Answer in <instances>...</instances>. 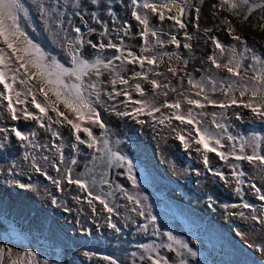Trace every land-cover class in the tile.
<instances>
[{"label": "snow or ice", "instance_id": "snow-or-ice-1", "mask_svg": "<svg viewBox=\"0 0 264 264\" xmlns=\"http://www.w3.org/2000/svg\"><path fill=\"white\" fill-rule=\"evenodd\" d=\"M114 2L32 0L31 7L38 13L49 39L66 57V63H62L28 35L23 22L29 19L31 8L24 0H0V108L12 121L22 117L51 134L49 143H41L36 131L25 133L16 126L0 127V149L5 147L4 142L10 135L14 136L25 148L23 160L30 163L32 170L49 181L57 192L70 191L74 186L79 194L73 195L72 199L77 203L86 202L91 216L100 214L97 210V205H100L107 213L104 218L107 228L116 233L121 229L113 217L121 215L117 211L121 205H116L110 198L115 196L113 188L119 190L131 205L127 211L146 221L137 224V230L147 233L149 225H152V235L159 236V229L155 227L156 217L150 208H145L147 197L141 198L120 184L113 185L107 179V171L100 168V165L105 169L113 165L125 168L126 165L127 178L134 188L137 187V181L131 174L132 164L117 150L119 141L113 144L109 139L108 127L99 109L120 118L128 117L140 125L149 122L153 128L163 125L175 133V139L186 151L191 148L200 155L204 171L225 186L234 185L233 191L241 198V203L223 205L225 209L250 210L249 215L243 211L229 214L254 222L259 228L253 227L252 230L264 234V187L246 182L248 173L243 167L244 164L249 165L264 180V135L233 133L229 123L232 118L243 120L245 110L255 120L264 122V53L258 54L229 19L219 16L220 11L229 12L244 22L259 9L264 21V0H217L212 5L216 9L213 16H219L218 22L227 26L223 30L235 43L225 45L212 34L211 28H205L204 35L212 45V52L206 61H202V67L193 70L201 73L199 78L189 71V58L179 51L166 50L167 45H174L176 49L183 47L192 51L193 45L189 41L193 37L188 26L191 24L199 30V6L189 3V0H130L124 7L137 22L138 31L134 33L128 20H119ZM100 13H106L107 20ZM74 18L78 22H74ZM152 18L159 22V26H153ZM166 21L171 22L168 32L163 27ZM260 27L264 30V23ZM171 29L183 31V44ZM93 35L98 39H85V36ZM133 36L142 41L138 52L125 44V39ZM165 36L168 38L164 39ZM88 49L95 50L96 55L93 56ZM108 50H112V54L104 55ZM145 84L150 86V95ZM209 108L213 111L209 112ZM174 121L178 123L174 125ZM61 127H68L74 137V142L70 143L72 153L81 154L80 146L91 150V159L82 171H75L79 163L76 155L65 156L66 145L59 131ZM95 127L102 130L99 136L93 132ZM210 153L223 162L227 173L212 164ZM48 167L57 175H51ZM9 171L11 174L12 170ZM196 174L202 173L197 170ZM11 182L22 189L35 187L15 179ZM104 185L108 186V191H104ZM242 186H246L261 202L259 206L244 199ZM45 191L51 196L52 205L60 206L57 197L47 189ZM209 207H212L211 203ZM65 210L70 211L68 208ZM125 221L136 224L130 216H125ZM163 235L168 243L138 246L142 250L139 261L169 264V260L157 251L166 248L181 257L178 264H188L173 245H178L193 257L196 255L172 233ZM254 246L264 253V239ZM84 255L91 257L93 253L85 252ZM137 255L136 252L131 253L133 258ZM102 259L109 264H120L111 256ZM0 264L40 262L33 252L14 253L12 248L0 246Z\"/></svg>", "mask_w": 264, "mask_h": 264}, {"label": "rangeland", "instance_id": "rangeland-1", "mask_svg": "<svg viewBox=\"0 0 264 264\" xmlns=\"http://www.w3.org/2000/svg\"><path fill=\"white\" fill-rule=\"evenodd\" d=\"M129 2L130 0H123V3L115 0L113 7L119 20H128L135 33L138 31L137 22L131 18L130 11L124 7ZM24 3L31 8L29 19L23 22L30 38L50 55L66 63L64 53L49 39L38 13L31 7L32 0H24ZM189 3L201 8L199 30L191 24L188 26V32L193 37L189 41L193 49L189 52L183 47L176 49L174 45H167L166 50L179 51L181 55L189 58L188 69L197 78L201 73L193 70L202 67V61H206L207 56L212 52V45L204 35L205 28H211L212 34H215L225 45L235 43L223 30L227 26L218 22L219 16L229 19L238 33L258 54L264 53V30L260 27L264 21L261 20V10L257 9L254 15L242 22L240 17L229 12L220 11L219 16H213L216 9H213L212 5L217 3V0H189ZM190 11L194 12V10ZM100 15L107 20L106 13H100ZM74 22H78V19L74 18ZM89 23L99 29L98 25L91 21ZM152 23L153 26H159L155 18H152ZM170 23L166 21L163 25L166 32L169 31ZM81 27L86 32L83 25ZM171 32L177 35L182 44L185 42L183 31L171 29ZM88 38L94 41L98 39L96 35L85 36V39ZM141 43L138 36L125 39V44L136 52L139 51ZM87 51L93 56L96 55L95 50L88 49ZM103 54L110 56L112 50ZM145 88L150 95V86L145 84ZM160 99L162 100L163 97ZM99 110L107 124L109 139L113 144L119 141L116 148L131 162V174L137 181V187L134 188L127 178L125 166L124 171L117 177L120 179L118 184L129 192L138 194L141 198L147 197L144 201L145 208L146 210L150 208L152 215L156 217L155 227L159 229L160 235H152V225H149L147 233L137 230L136 225L146 221L127 211L131 205H128L126 198L120 192L115 199V204L121 205L117 208L121 215L114 216L113 220L121 231L116 233L107 228L104 219L107 213L102 211L100 205H97L100 214L93 217L86 202L77 203L72 199L73 195L79 194L74 186L70 191L57 192L49 181L31 169L30 163L23 160L25 148L14 136L10 135L9 140L4 142L5 147L0 149V218L12 223L22 239L7 241L0 238V246L12 248L14 253L33 252L40 264L44 261L48 264H109L108 261L102 259L104 256H111L120 264H133V260L135 264H144L147 260L139 261L138 256L142 250L138 246L168 243L163 233L170 232L196 253L193 257L178 245H173L182 253L183 258L187 259L188 264H264V253L259 252L254 246L264 239V234L252 230L253 227L258 229L259 226L238 215L229 214L243 211L247 215V209L232 212L231 207L228 209L223 207L226 204L241 203V198L233 191L234 185L225 186L218 178L204 171L200 155L191 148L186 151L175 139V133L170 128L163 125H156L153 128L151 122L140 125L128 117L120 118L102 108ZM208 111L211 112L213 109L209 108ZM216 111L219 112V109ZM231 111L232 109H229V112ZM113 117L117 118L121 124L120 132H116ZM141 119L148 118L141 117ZM24 122H30L33 126L24 125ZM177 123L173 122L174 125ZM229 123L232 125L230 131L233 133L248 135L255 132L264 135V122L255 120L246 110L243 120L235 121L232 118ZM12 126H16L25 133H29L28 126L32 127V131H35L34 127L38 128L33 121L24 120L22 117L17 121H12L7 118L4 109L0 108V127L10 128ZM59 131L66 145L64 148L66 158L76 155L79 163L75 166V171H82L86 162L91 159V150L80 146L81 154L72 153L70 143L74 142V137L71 136L70 129L61 127ZM101 131L98 127L93 128L97 136L101 134ZM38 141L49 143L51 134L44 131V136L38 137ZM209 156L215 167L227 173L228 169L222 166L223 162L219 161L214 154L210 153ZM177 157H184L183 168L180 166L182 162H178ZM13 165L16 167L13 168ZM243 167L248 173L245 177L246 182H254L264 187V180L255 174L252 167L247 164ZM197 170H200L202 174L198 176ZM47 171L53 176L57 175L50 167ZM13 179L35 187L32 190L22 189L11 182ZM242 187H244V199L255 204L257 200L254 194L246 186ZM45 189L57 197L60 206L52 205L51 196L46 193ZM217 189H220L222 195L217 192ZM210 203L212 207H209ZM65 208L70 211H66ZM125 216L132 217L136 224L126 222ZM165 249L160 248L157 251L169 260V264H178L181 257H178L176 252ZM85 252L93 253V255L87 257L84 255ZM132 252L138 254L136 258L131 256Z\"/></svg>", "mask_w": 264, "mask_h": 264}, {"label": "bare ground", "instance_id": "bare-ground-1", "mask_svg": "<svg viewBox=\"0 0 264 264\" xmlns=\"http://www.w3.org/2000/svg\"><path fill=\"white\" fill-rule=\"evenodd\" d=\"M24 125H31V126H33L30 122H24L23 123ZM113 124H114V127H115V129H116V132H120L119 130H120V126H121V124L119 123V121H118V119L117 118H115V117H113ZM35 128V131L37 132V134H38V137H43L44 136V130L43 129H39V128H36V127H34ZM28 130L27 131H29V132H31L32 131V127H29L28 126V128H27ZM177 159V161L178 162H182V165H181V163H180V166H181V168H183V160H184V157H177L176 158ZM126 166V165H125ZM124 171V168H121V170L119 169V175L118 176H120V174H121V172H123ZM118 180V182H120V179L118 178L117 179ZM122 181H123V178H122ZM124 181H126V179L124 178ZM128 182V181H127ZM156 184V183H155ZM106 189L108 188V186H106L105 187ZM218 191V193L219 194H221V192H220V189H217ZM222 195V194H221ZM249 201V200H248ZM257 206H259V204L261 203V202H259V201H256V202H254ZM238 209H241V208H237V209H233V208H231V211L233 212V211H238ZM249 211L250 210H248L247 209V211H246V213H247V215H249L250 213H249ZM0 238L1 239H3V240H12V241H17V240H20V239H22V236H21V234L18 232V230L14 227V225L12 224V223H9V222H7L5 219H2V218H0ZM257 241V240H256ZM166 250V249H165ZM167 251V250H166ZM144 264H150V262H148V261H145L144 262Z\"/></svg>", "mask_w": 264, "mask_h": 264}, {"label": "water", "instance_id": "water-1", "mask_svg": "<svg viewBox=\"0 0 264 264\" xmlns=\"http://www.w3.org/2000/svg\"><path fill=\"white\" fill-rule=\"evenodd\" d=\"M100 168L102 169V170H106L107 171V179L113 184V185H115V184H118V174H119V169L120 168H118V167H116L115 165H113L112 167H110V168H104V165H100ZM99 173H97V175H98ZM107 185H104V186H102L103 187V189H104V191H108V188L106 189L105 187H106ZM113 191L115 192V196L114 197H111L110 198V200H112V201H114V203H115V199H116V197H117V195H118V192H119V190H117V189H115V188H113Z\"/></svg>", "mask_w": 264, "mask_h": 264}]
</instances>
